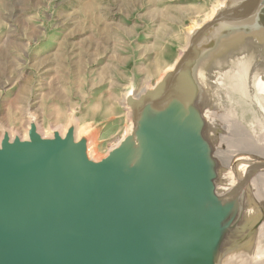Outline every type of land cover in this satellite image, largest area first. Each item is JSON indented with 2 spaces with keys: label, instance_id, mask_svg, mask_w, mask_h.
Returning a JSON list of instances; mask_svg holds the SVG:
<instances>
[{
  "label": "rangeland",
  "instance_id": "1",
  "mask_svg": "<svg viewBox=\"0 0 264 264\" xmlns=\"http://www.w3.org/2000/svg\"><path fill=\"white\" fill-rule=\"evenodd\" d=\"M249 1L0 0V151L31 144L33 134L47 144L70 138L83 143L97 164L126 151L118 174L135 142L138 156L146 132L159 133V120L177 99L202 112L208 104L220 107L260 138L264 98L249 84L235 86L230 77L225 92L200 77L186 92L178 79L165 102L138 114L169 89L193 39L215 17ZM253 16L264 18V0ZM251 21L221 20L202 34L194 55L222 26H242L246 38L254 35L247 28ZM137 189L134 184L132 191ZM107 216L101 213L97 226Z\"/></svg>",
  "mask_w": 264,
  "mask_h": 264
},
{
  "label": "bare ground",
  "instance_id": "2",
  "mask_svg": "<svg viewBox=\"0 0 264 264\" xmlns=\"http://www.w3.org/2000/svg\"><path fill=\"white\" fill-rule=\"evenodd\" d=\"M257 1L250 0L241 11L254 10ZM253 17L221 19H251L247 28L255 33L246 38L242 26L220 27L211 37L213 42L185 68L184 91H190L200 77L217 92H225V78L230 77L235 86L249 84L264 98V29L260 28L264 18ZM223 98H228L227 93ZM167 107L169 113L155 128L159 133L144 135L139 162L131 166L137 154L134 149L133 158L120 171L130 172L123 185L127 201L116 192L102 206L64 216L45 243L33 246L35 252L57 246L66 226L78 228V220L89 222L99 212H107L100 226L106 228L105 240L79 253L76 264H88L119 236L113 264H264V167L256 169L264 163V132L259 138L243 121L213 104L204 112L182 99ZM91 177L94 181L96 173ZM117 180L108 183L110 187ZM134 184L138 191H132ZM90 200L87 197L85 202ZM78 202L62 189L51 211ZM133 208L134 213H127ZM50 213L13 223L34 233L44 228Z\"/></svg>",
  "mask_w": 264,
  "mask_h": 264
},
{
  "label": "water",
  "instance_id": "3",
  "mask_svg": "<svg viewBox=\"0 0 264 264\" xmlns=\"http://www.w3.org/2000/svg\"><path fill=\"white\" fill-rule=\"evenodd\" d=\"M257 2V6L252 11L243 12L236 9L225 12V15H219L212 23L208 24L193 39L189 50L172 76L169 89L153 102L141 107L138 114L143 109L158 106L169 98L175 82L182 79L186 63L195 56V44L207 29L222 18L241 15L248 17L250 15L251 17L261 0ZM32 139L31 144L19 143L14 146H6L4 151H0V264H76L79 253L94 249L97 244H101L105 240L103 232L106 228H100L103 222L100 226H97L95 222L100 212L89 222L86 221L87 219L78 220V228L71 225L66 226L62 241L57 246L44 247L39 252H35L33 246L45 243L64 216L84 213L93 206H102L103 201L111 198L116 192H118V196L126 197L123 185L130 172L115 173V170L119 169L126 151L122 152L121 150L97 164L88 159L86 146L83 143H75L67 138L63 142L60 141L59 144H47L35 134L32 135ZM136 143L137 141L134 144L133 152L134 149H137ZM127 160L124 165L129 162ZM137 162L136 154L133 163L131 161V166ZM115 163L116 165H114ZM106 166L110 168L108 171ZM263 167L264 163L256 169ZM93 173L97 175L94 181L91 177ZM114 180H117L118 183L110 187L111 181ZM62 189L67 190L80 202L60 207L52 213L51 209L56 205L57 193ZM87 191L89 193H86ZM87 197L92 200L85 202ZM121 200L124 202L126 199ZM134 212L133 208L127 213ZM48 213H50V218L47 224L43 229L34 233L25 232L13 223L29 216L41 217ZM91 239L93 240L91 241ZM120 244L119 236L112 246H106L96 253L88 264H101L102 262L113 264L111 260L119 254Z\"/></svg>",
  "mask_w": 264,
  "mask_h": 264
}]
</instances>
